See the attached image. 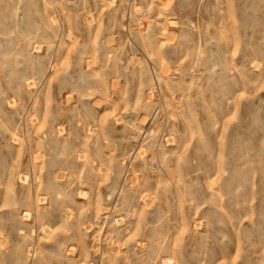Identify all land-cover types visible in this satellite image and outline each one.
<instances>
[{
    "label": "rangeland",
    "instance_id": "374dc122",
    "mask_svg": "<svg viewBox=\"0 0 264 264\" xmlns=\"http://www.w3.org/2000/svg\"><path fill=\"white\" fill-rule=\"evenodd\" d=\"M0 264H264V0H0Z\"/></svg>",
    "mask_w": 264,
    "mask_h": 264
}]
</instances>
